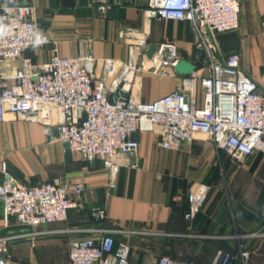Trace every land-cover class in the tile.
Listing matches in <instances>:
<instances>
[{"label": "crops", "instance_id": "1", "mask_svg": "<svg viewBox=\"0 0 264 264\" xmlns=\"http://www.w3.org/2000/svg\"><path fill=\"white\" fill-rule=\"evenodd\" d=\"M148 1L0 0V7L33 5L38 31L58 42L59 55L90 54L96 60L94 77L107 82L103 60L127 61V34L144 35L148 50L175 44L183 60L203 66L191 26L148 20ZM210 42L218 62L237 54L241 71L259 82L264 76V0H240L238 29L211 35ZM49 56V48L24 53L34 62ZM18 64L4 62L1 72L10 75ZM165 71L166 78L140 73L141 101L152 102L179 88L180 75ZM56 137V127L12 114L0 123V183L4 164L6 173L23 185H41L57 177L85 187L81 194H71L77 207L65 222L37 228L21 225L15 217L6 222L0 201V239L16 237L1 253L11 264H70L69 243L98 237L101 230L112 231L117 242H127L130 264H156L164 255L213 264L219 252L238 255L233 264H264V238L248 237L264 232V152H254L244 162L232 161L206 138H197L181 151H166L159 146L157 131L138 132L137 152L114 158L119 170L111 181L102 161H83ZM190 193L205 200L200 211L186 219Z\"/></svg>", "mask_w": 264, "mask_h": 264}, {"label": "built area", "instance_id": "2", "mask_svg": "<svg viewBox=\"0 0 264 264\" xmlns=\"http://www.w3.org/2000/svg\"><path fill=\"white\" fill-rule=\"evenodd\" d=\"M33 14V5L0 7V22L9 28L8 34L0 37V67L4 62H19L10 75L0 69V123L12 114L24 121L56 127L57 141L85 162L102 161L111 181L119 170L114 158L137 152L139 143L134 135L138 132L157 131L159 146L166 151H181L190 148L197 138H206L232 161L244 162L254 152H264V76L255 82L243 73L237 54L218 62L210 42L211 35L238 29L240 0L148 1V20L188 23L204 56L203 66L190 76L179 77L178 89L148 103L140 99V73L148 71L166 78L169 74L165 70L170 69L177 76L175 66L183 59L175 44H160L146 59V37L127 34L131 40L127 61L103 60L104 74L110 78L107 82L106 78L94 77L96 60L90 54L61 57L58 42L38 31ZM37 35L43 43H36ZM45 48H49L50 56L42 62L24 57L28 50ZM2 174L4 220L15 217L29 228L65 222L77 207L71 194L85 190L82 183L68 185L57 177L41 185H23L6 173L4 164ZM187 199L185 218L192 219L205 196L198 198L190 193ZM99 233L98 237L69 243L70 264H130L127 242H117L109 230ZM248 237L264 238V232ZM13 238L0 239V264H11L1 253ZM237 258L219 252L213 264H233ZM156 264L195 262L164 255Z\"/></svg>", "mask_w": 264, "mask_h": 264}, {"label": "water", "instance_id": "3", "mask_svg": "<svg viewBox=\"0 0 264 264\" xmlns=\"http://www.w3.org/2000/svg\"><path fill=\"white\" fill-rule=\"evenodd\" d=\"M157 51L156 47L150 48L147 53H146V59H150V57L155 54ZM201 57H200V62H203L204 56L202 51L200 50ZM197 67L186 61V60H181L176 66H175V71L180 75V76H190L196 71ZM124 98L127 97V95L123 96ZM112 102H115V99H112Z\"/></svg>", "mask_w": 264, "mask_h": 264}, {"label": "clouds", "instance_id": "4", "mask_svg": "<svg viewBox=\"0 0 264 264\" xmlns=\"http://www.w3.org/2000/svg\"><path fill=\"white\" fill-rule=\"evenodd\" d=\"M0 21H2V18H0ZM9 28L5 26L2 22H0V37H3L4 35L8 34ZM44 41L41 39L39 35H37L36 43L40 44Z\"/></svg>", "mask_w": 264, "mask_h": 264}, {"label": "bare ground", "instance_id": "5", "mask_svg": "<svg viewBox=\"0 0 264 264\" xmlns=\"http://www.w3.org/2000/svg\"><path fill=\"white\" fill-rule=\"evenodd\" d=\"M148 64V63H147ZM147 64H145V66H147Z\"/></svg>", "mask_w": 264, "mask_h": 264}, {"label": "rangeland", "instance_id": "6", "mask_svg": "<svg viewBox=\"0 0 264 264\" xmlns=\"http://www.w3.org/2000/svg\"><path fill=\"white\" fill-rule=\"evenodd\" d=\"M148 66H146V68H147Z\"/></svg>", "mask_w": 264, "mask_h": 264}]
</instances>
